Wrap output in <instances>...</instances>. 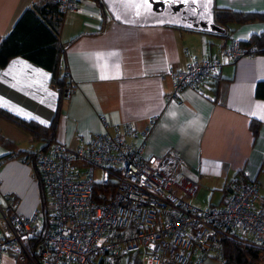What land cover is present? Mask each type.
Returning <instances> with one entry per match:
<instances>
[{
    "label": "crops",
    "instance_id": "obj_1",
    "mask_svg": "<svg viewBox=\"0 0 264 264\" xmlns=\"http://www.w3.org/2000/svg\"><path fill=\"white\" fill-rule=\"evenodd\" d=\"M38 1L0 0V41L22 12ZM99 1L79 0L76 11L62 17L59 42L70 86L55 141L76 149L105 130L131 128L133 134L126 140L138 144L144 139L145 158L160 157L168 150L178 153L187 175L197 180L198 191H205L204 206L218 204L224 187L242 181L255 182L264 202V192H260L264 187V102L254 94L256 84L264 82V55L246 54L234 63L225 62L210 88H184L176 100L170 99L173 81L169 75L192 60L219 56L229 42L239 44L264 32V22L231 26L229 39L223 40L209 32L156 23L154 18L123 20L112 14L105 0ZM214 8L264 13V0H205L202 19L209 25ZM48 80L44 69L12 58L0 68V106L49 124L57 92ZM252 122L259 123L255 138ZM0 136L11 144L0 143V158L9 156L0 166V208L10 198L18 201L15 211L27 216L42 202L27 159L15 155L17 151L37 152L42 144L30 142L25 132L2 118ZM216 190L219 196L211 201ZM0 264L29 263L9 254Z\"/></svg>",
    "mask_w": 264,
    "mask_h": 264
},
{
    "label": "built area",
    "instance_id": "obj_2",
    "mask_svg": "<svg viewBox=\"0 0 264 264\" xmlns=\"http://www.w3.org/2000/svg\"><path fill=\"white\" fill-rule=\"evenodd\" d=\"M51 1L64 15L79 0ZM251 52L232 41L219 56L170 70V99L184 88H210L225 62ZM123 130H105L76 149L55 141L34 153L45 198L27 216L15 211L18 201L6 199L0 260L11 254L29 264H202L221 261L224 238L264 250V202L255 182L227 185L218 204L195 206L199 185L178 153L145 158L144 139L130 144L132 129ZM33 241L44 247L38 254Z\"/></svg>",
    "mask_w": 264,
    "mask_h": 264
},
{
    "label": "trees",
    "instance_id": "obj_3",
    "mask_svg": "<svg viewBox=\"0 0 264 264\" xmlns=\"http://www.w3.org/2000/svg\"><path fill=\"white\" fill-rule=\"evenodd\" d=\"M101 4L99 0H93ZM63 15L60 14L51 0H39L25 9L12 26L10 32L0 41V68L12 58H22L44 69L49 74V85L57 92L54 115L49 124L44 125L33 119L15 115L0 106V118L15 125L30 137V142L41 143L40 151H44L55 142L56 128L61 114L65 92L70 86L67 69L64 62V49L59 42V32ZM214 22L224 29L221 34H211L223 40H228L232 32L231 26L264 22V13H241L226 8L213 9ZM242 49H252L250 54L264 55V32L252 35L245 42H240ZM255 97L264 102V82H258L254 91ZM259 128L258 122H252L250 129L255 138ZM3 146L10 142L0 136ZM34 153L17 151L16 158H26L38 185L41 202L45 195L38 172L34 167ZM9 156L0 158V166ZM224 189V188H223ZM33 252L44 249L39 241L32 242ZM222 264H257L264 260V250L254 245L241 243L232 238H224L221 242Z\"/></svg>",
    "mask_w": 264,
    "mask_h": 264
},
{
    "label": "water",
    "instance_id": "obj_4",
    "mask_svg": "<svg viewBox=\"0 0 264 264\" xmlns=\"http://www.w3.org/2000/svg\"><path fill=\"white\" fill-rule=\"evenodd\" d=\"M111 5L112 14L123 20L131 18H154L156 23L170 24L189 30L221 34L224 29L213 20L211 11V24L202 19L205 0H105ZM115 9V13L113 12Z\"/></svg>",
    "mask_w": 264,
    "mask_h": 264
},
{
    "label": "rangeland",
    "instance_id": "obj_5",
    "mask_svg": "<svg viewBox=\"0 0 264 264\" xmlns=\"http://www.w3.org/2000/svg\"><path fill=\"white\" fill-rule=\"evenodd\" d=\"M200 192L198 191V193H197V195H196V197L194 198L195 200L193 201L194 202V204L195 205H197V206H204L206 203H207V200H208V198H207V196L205 195V191H204V189H202V188H200ZM261 193L262 192H264V187H262L261 188V191H260ZM213 198H212V200L211 201H215L217 198H218V196H219V191L218 190H216V191H214L213 192ZM262 261H264V260H262ZM259 262H261V261H259ZM258 262V263H259ZM257 263V264H258Z\"/></svg>",
    "mask_w": 264,
    "mask_h": 264
},
{
    "label": "snow or ice",
    "instance_id": "obj_6",
    "mask_svg": "<svg viewBox=\"0 0 264 264\" xmlns=\"http://www.w3.org/2000/svg\"><path fill=\"white\" fill-rule=\"evenodd\" d=\"M145 3H147V0H145Z\"/></svg>",
    "mask_w": 264,
    "mask_h": 264
}]
</instances>
